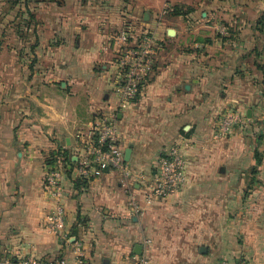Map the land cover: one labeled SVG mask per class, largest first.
<instances>
[{"label": "crops", "instance_id": "obj_1", "mask_svg": "<svg viewBox=\"0 0 264 264\" xmlns=\"http://www.w3.org/2000/svg\"><path fill=\"white\" fill-rule=\"evenodd\" d=\"M45 1L38 5L57 15L35 24L33 61L4 66L18 77L0 94V258L72 260L80 243L89 264H264V142L246 136L256 126L264 136V19L245 46L200 23L184 29L155 21L149 10L162 0ZM185 18L199 21L195 13ZM123 31L159 41L150 76L124 108L111 41ZM227 112L238 124L216 140ZM111 116L136 177L124 182L102 170L81 185L73 172L84 153L78 136ZM175 145L187 184L147 205L138 176L152 179L158 157ZM59 157L68 166L66 228L55 235L48 222L56 204L44 180Z\"/></svg>", "mask_w": 264, "mask_h": 264}, {"label": "built area", "instance_id": "obj_2", "mask_svg": "<svg viewBox=\"0 0 264 264\" xmlns=\"http://www.w3.org/2000/svg\"><path fill=\"white\" fill-rule=\"evenodd\" d=\"M132 40L133 45L130 43ZM119 45L117 65L118 92L122 105L126 107L135 101L140 94L145 80L150 76L155 61L159 41L149 32L134 38L123 31L117 38ZM115 117L99 118L90 130L88 137L79 135L84 153L73 169L80 181L90 180L98 171L107 170L117 173L124 182L133 180L135 174L125 161V152L120 145L116 130ZM238 119L232 113L220 118L217 136L229 134ZM64 158L59 157L56 163L46 172L44 186L50 202L56 204L49 215L48 230L52 234H59L66 228L63 180L67 172ZM143 182V197L147 205L163 202L182 190L187 184V162L179 145L171 147L166 153L158 157L155 164V175L148 180L145 176H138ZM135 201V199H133ZM141 210V208H139ZM0 264H89L83 245L78 243L72 260L65 257L38 259L32 256L20 260L0 258ZM140 264H150L142 260ZM219 264H231L223 260Z\"/></svg>", "mask_w": 264, "mask_h": 264}, {"label": "rangeland", "instance_id": "obj_3", "mask_svg": "<svg viewBox=\"0 0 264 264\" xmlns=\"http://www.w3.org/2000/svg\"><path fill=\"white\" fill-rule=\"evenodd\" d=\"M160 0H158L159 2ZM49 2L45 0H0V94L6 88L8 81H12V77H18V71H12L15 75H10V70L4 69L7 62L16 61H27L32 62L33 57L31 49L35 44L33 37L35 24L44 23L45 17L57 15V11H44V6L38 5L39 3ZM174 2H159L158 5L150 8L149 13L155 21L159 23H166L168 28H177L178 25L182 28L195 23H200L197 26L201 30H209L213 32V37L217 35L221 39L227 40L231 44H244L252 40L249 36L251 35L250 30L257 31L261 25L260 19L264 16V3L263 0H180ZM57 6V5H55ZM63 7L62 5L59 8ZM39 9V12L35 15L34 9ZM36 13V12H35ZM198 14L199 21L189 22L185 16L190 14ZM34 14V15H33ZM147 14V16H149ZM180 14V15H178ZM202 14H206L202 18ZM183 18V19H182ZM39 28V26H38ZM144 33V32H143ZM152 34V33H150ZM119 36V35H118ZM118 36L115 38L111 37V41L116 46V54L113 61V66L117 65L118 60V49L117 43ZM153 36H156L153 34ZM257 36V42L259 35ZM157 37V36H156ZM211 38L212 40L214 38ZM206 38V37H205ZM159 39V38H158ZM130 43L133 45L132 40ZM14 48V54H9L8 49L5 45ZM12 48V49H13ZM115 80L117 81V69H114ZM8 80V81H7ZM228 113V112H227ZM226 113V114H227ZM232 113V112H231ZM225 114V115H226ZM257 125L260 123L256 122ZM247 128L248 135L253 134L259 140V144H263V134L256 133L253 130L258 129L252 127ZM234 130V128H233ZM232 132V130H230ZM225 136H216V140H226L230 134ZM261 156H257L260 159ZM260 161V160H258ZM247 173H253L257 175V168L255 170L247 171Z\"/></svg>", "mask_w": 264, "mask_h": 264}, {"label": "water", "instance_id": "obj_4", "mask_svg": "<svg viewBox=\"0 0 264 264\" xmlns=\"http://www.w3.org/2000/svg\"><path fill=\"white\" fill-rule=\"evenodd\" d=\"M169 34H170V36H174V35H175V31H174V30H171V31L169 32ZM130 160H131V149H129V150L126 152V154H125V161H126V162H130ZM140 248H141V247H138V248H137V254H140V251H139Z\"/></svg>", "mask_w": 264, "mask_h": 264}, {"label": "trees", "instance_id": "obj_5", "mask_svg": "<svg viewBox=\"0 0 264 264\" xmlns=\"http://www.w3.org/2000/svg\"><path fill=\"white\" fill-rule=\"evenodd\" d=\"M178 15H180V14H178ZM262 19H264V16L262 17ZM262 19L260 20V23L262 22ZM67 159L70 161V163L74 164V161H72V159H70L69 157ZM79 184H81V181H79ZM81 185H83V184H81Z\"/></svg>", "mask_w": 264, "mask_h": 264}]
</instances>
